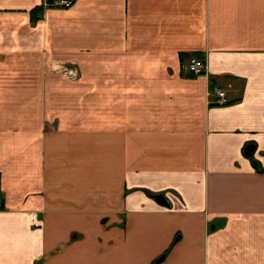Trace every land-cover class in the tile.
Masks as SVG:
<instances>
[{
  "label": "crops",
  "instance_id": "obj_1",
  "mask_svg": "<svg viewBox=\"0 0 264 264\" xmlns=\"http://www.w3.org/2000/svg\"><path fill=\"white\" fill-rule=\"evenodd\" d=\"M45 3L0 0V264H264V0Z\"/></svg>",
  "mask_w": 264,
  "mask_h": 264
},
{
  "label": "built area",
  "instance_id": "obj_2",
  "mask_svg": "<svg viewBox=\"0 0 264 264\" xmlns=\"http://www.w3.org/2000/svg\"><path fill=\"white\" fill-rule=\"evenodd\" d=\"M75 0H55L53 5L59 7H70ZM185 70L195 75H201L207 73V63L204 58H200L197 55L191 56L184 66ZM215 105H226L229 102L227 93L225 90L217 91L216 95L210 100Z\"/></svg>",
  "mask_w": 264,
  "mask_h": 264
},
{
  "label": "trees",
  "instance_id": "obj_3",
  "mask_svg": "<svg viewBox=\"0 0 264 264\" xmlns=\"http://www.w3.org/2000/svg\"><path fill=\"white\" fill-rule=\"evenodd\" d=\"M54 1L55 0H46L45 4L55 6V5H53ZM44 7H45V5L43 4V5L35 7L31 11V21L32 22L35 23L43 17ZM4 207H5V205H4V201H3V196L1 195V191H0V208H4Z\"/></svg>",
  "mask_w": 264,
  "mask_h": 264
},
{
  "label": "water",
  "instance_id": "obj_4",
  "mask_svg": "<svg viewBox=\"0 0 264 264\" xmlns=\"http://www.w3.org/2000/svg\"><path fill=\"white\" fill-rule=\"evenodd\" d=\"M250 154V153H249ZM157 198H158V200L161 202V203H163V204H166L167 203V200H166V198H165V196L163 195V194H159L158 196H157Z\"/></svg>",
  "mask_w": 264,
  "mask_h": 264
}]
</instances>
